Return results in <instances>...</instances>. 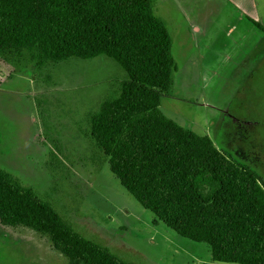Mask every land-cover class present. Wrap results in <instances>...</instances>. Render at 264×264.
<instances>
[{"label": "rangeland", "instance_id": "rangeland-1", "mask_svg": "<svg viewBox=\"0 0 264 264\" xmlns=\"http://www.w3.org/2000/svg\"><path fill=\"white\" fill-rule=\"evenodd\" d=\"M151 1L172 37L177 64L161 112L208 136L264 188V0H257L255 13L262 29L230 0ZM125 81L122 68L104 56L43 67L26 54L0 58V170L125 263L231 264L213 261L208 245L160 223L110 172L90 134V117ZM0 264L67 259L47 236L0 225Z\"/></svg>", "mask_w": 264, "mask_h": 264}, {"label": "trees", "instance_id": "trees-1", "mask_svg": "<svg viewBox=\"0 0 264 264\" xmlns=\"http://www.w3.org/2000/svg\"><path fill=\"white\" fill-rule=\"evenodd\" d=\"M172 44L151 0H0V58L26 54L43 67L104 56L126 73L119 94L90 117V134L125 191L180 237L208 245L213 261L264 264L259 177L160 110L177 71ZM0 225L47 236L67 264H128L2 170Z\"/></svg>", "mask_w": 264, "mask_h": 264}, {"label": "crops", "instance_id": "crops-1", "mask_svg": "<svg viewBox=\"0 0 264 264\" xmlns=\"http://www.w3.org/2000/svg\"><path fill=\"white\" fill-rule=\"evenodd\" d=\"M230 1H232L237 6V8L244 15V17L247 19V21L250 22L251 24H253L250 20L255 21V13L258 14L259 5H258L257 0H230ZM197 3L198 2H196V1L192 3L193 8H196ZM198 28H197V26L194 27V29H196V30Z\"/></svg>", "mask_w": 264, "mask_h": 264}]
</instances>
